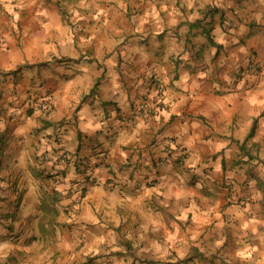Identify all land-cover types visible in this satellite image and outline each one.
<instances>
[{"label": "crops", "instance_id": "obj_1", "mask_svg": "<svg viewBox=\"0 0 264 264\" xmlns=\"http://www.w3.org/2000/svg\"><path fill=\"white\" fill-rule=\"evenodd\" d=\"M11 261L264 264V0H0Z\"/></svg>", "mask_w": 264, "mask_h": 264}, {"label": "built area", "instance_id": "obj_2", "mask_svg": "<svg viewBox=\"0 0 264 264\" xmlns=\"http://www.w3.org/2000/svg\"><path fill=\"white\" fill-rule=\"evenodd\" d=\"M169 148H170V146H169ZM43 159L45 161H48V160L55 161L58 165H62V166H65L68 163V155H67L66 151H62L60 153L59 152L53 153V154L47 153L44 155ZM90 173H91V169H86V174L90 175ZM52 174H54L52 176L57 175L55 173H52ZM69 193L73 197L75 209H78L81 206L82 201H83L84 196H85V193H86L85 183L84 182H78L74 186H71ZM249 202H250V198H245L243 200L242 204L246 205Z\"/></svg>", "mask_w": 264, "mask_h": 264}, {"label": "trees", "instance_id": "obj_3", "mask_svg": "<svg viewBox=\"0 0 264 264\" xmlns=\"http://www.w3.org/2000/svg\"><path fill=\"white\" fill-rule=\"evenodd\" d=\"M210 31L211 30H207V31H205V33H206V35H207V37H208V39H209V41L212 43V44H214V42L212 41V39H211V37H210ZM256 127V123H255V126L253 127V130L251 131V133H250V135H249V138L250 137H252V135L254 134V131H255V128ZM78 165H80V162L78 163ZM84 165V164H83ZM53 178H56V176H52Z\"/></svg>", "mask_w": 264, "mask_h": 264}, {"label": "rangeland", "instance_id": "obj_4", "mask_svg": "<svg viewBox=\"0 0 264 264\" xmlns=\"http://www.w3.org/2000/svg\"><path fill=\"white\" fill-rule=\"evenodd\" d=\"M14 261H11V263L10 264H15V263H13Z\"/></svg>", "mask_w": 264, "mask_h": 264}]
</instances>
